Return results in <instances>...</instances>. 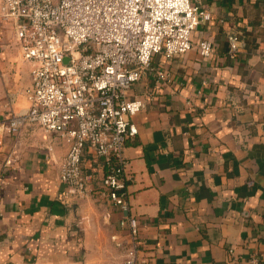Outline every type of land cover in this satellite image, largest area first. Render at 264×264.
<instances>
[{
	"label": "crops",
	"instance_id": "1",
	"mask_svg": "<svg viewBox=\"0 0 264 264\" xmlns=\"http://www.w3.org/2000/svg\"><path fill=\"white\" fill-rule=\"evenodd\" d=\"M212 13L199 39L216 45L167 61L130 91L158 95L133 117L124 148L131 214L149 264H264V0H193ZM222 21V23L220 22ZM229 35L240 36L232 57ZM166 69L172 83L156 86ZM30 65L0 23V264H124L129 229L102 184L104 165L86 154L89 196L60 181L63 138L7 128L29 110ZM11 162V163H10ZM232 250V253L230 251Z\"/></svg>",
	"mask_w": 264,
	"mask_h": 264
},
{
	"label": "built area",
	"instance_id": "2",
	"mask_svg": "<svg viewBox=\"0 0 264 264\" xmlns=\"http://www.w3.org/2000/svg\"><path fill=\"white\" fill-rule=\"evenodd\" d=\"M211 21L212 13L193 0H0V23L13 30L31 75L29 110L11 114L7 128L18 136L30 126L66 141L60 181L73 198L89 196L86 154L102 160L103 187L122 214L121 228L130 230L124 264H149L131 214L124 148L138 135L133 117L158 95L130 91L154 70L158 55L169 61L197 49L203 61L213 59V41L195 42ZM228 41L235 57L240 37ZM171 83L169 71H156L157 87ZM248 264L261 260L255 255Z\"/></svg>",
	"mask_w": 264,
	"mask_h": 264
},
{
	"label": "water",
	"instance_id": "3",
	"mask_svg": "<svg viewBox=\"0 0 264 264\" xmlns=\"http://www.w3.org/2000/svg\"><path fill=\"white\" fill-rule=\"evenodd\" d=\"M67 61H68V59L65 60V62H67Z\"/></svg>",
	"mask_w": 264,
	"mask_h": 264
},
{
	"label": "rangeland",
	"instance_id": "4",
	"mask_svg": "<svg viewBox=\"0 0 264 264\" xmlns=\"http://www.w3.org/2000/svg\"><path fill=\"white\" fill-rule=\"evenodd\" d=\"M155 60V59H154ZM154 60H153V62H154Z\"/></svg>",
	"mask_w": 264,
	"mask_h": 264
},
{
	"label": "trees",
	"instance_id": "5",
	"mask_svg": "<svg viewBox=\"0 0 264 264\" xmlns=\"http://www.w3.org/2000/svg\"><path fill=\"white\" fill-rule=\"evenodd\" d=\"M240 37V36H239Z\"/></svg>",
	"mask_w": 264,
	"mask_h": 264
}]
</instances>
